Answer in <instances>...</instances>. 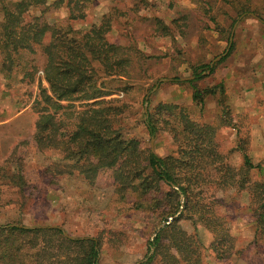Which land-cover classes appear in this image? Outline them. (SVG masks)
<instances>
[{"label":"trees","instance_id":"1","mask_svg":"<svg viewBox=\"0 0 264 264\" xmlns=\"http://www.w3.org/2000/svg\"><path fill=\"white\" fill-rule=\"evenodd\" d=\"M0 2L3 16L0 21V75L5 88L9 90L23 84L35 86L27 101L16 102L22 108L29 105L32 130L29 139L18 141L0 162V185L24 189L18 162L20 147L27 142L39 153H51L46 171L54 177L72 175L75 171L84 181L93 184L99 174L111 172L114 193L119 201L129 205V209L148 211L157 223L167 222L181 211L149 242V249L154 248V251L146 256L145 264L157 260L164 239L169 245L163 246L164 252L173 249L180 255L177 258L175 254H167L169 264L179 259L189 262L191 254L198 252L202 245L193 235H187L179 222L195 223V218L214 235L208 249L215 254L216 260H225L230 255L227 236L217 234L213 220L204 217L208 208L204 203L208 188L247 191L255 230H264V176L260 174L261 180L251 184L247 176L253 169L260 170L261 165L252 164L244 154L238 170L240 174H234L228 161L229 153L219 151L214 127L193 120L186 107L159 103L154 115L143 121L151 138L159 132L160 123L165 126L175 146L174 153L167 157L143 148L137 138L124 135L121 116L126 105L102 98L124 91L125 82L133 76L128 69L129 58L124 54L126 48L108 40L110 21L107 17L81 30L74 28L70 21L57 25L44 20L47 10L51 6L58 7L60 0L51 5H47L46 0ZM36 10L40 14L32 15ZM76 18L72 16L70 20ZM232 48L230 42V49L219 64ZM37 49L43 57L40 66L31 58ZM217 65L192 67V80L181 82L174 78L172 82L189 84L192 103L202 109L207 96L216 93L223 96L221 83L204 88L195 85L210 76ZM39 71L42 77H37ZM42 80L46 86L42 85ZM93 100L98 101L88 103ZM75 103L81 106L76 108ZM227 111L224 106L221 118L229 126ZM241 144L237 141L233 149L242 150ZM233 149L228 152H234ZM179 193L184 196L183 204ZM100 254L99 237L71 240L58 228L0 224V264H99ZM196 262L198 258L193 261Z\"/></svg>","mask_w":264,"mask_h":264},{"label":"rangeland","instance_id":"2","mask_svg":"<svg viewBox=\"0 0 264 264\" xmlns=\"http://www.w3.org/2000/svg\"><path fill=\"white\" fill-rule=\"evenodd\" d=\"M15 1L4 0L5 3ZM46 1L47 5H51L56 0ZM60 1L58 7L51 6L47 10L44 17L46 22L64 25L70 21L74 28L86 30L107 17L106 20L110 21L108 40L126 48L124 54L129 58L128 69L133 78L125 82L124 91H116L102 98L104 101L118 100L126 105L121 116L124 135L137 138L145 149L151 150L152 147V151L162 158L173 154L175 146L165 126L160 123L159 132L151 138L143 121L149 115H154V108L159 103L181 105L188 109L193 120L214 127L219 151L222 154L229 153L228 161L235 170L234 174H240L238 170L246 154L252 164L261 165L260 170L248 172L250 184L261 180L260 174L264 176V157L260 156L261 152L257 153L258 157H254L255 161L249 156L251 142L248 128L244 125L246 119L240 120V123L237 121L241 130L235 139L228 130L233 118L226 100L221 102V107L223 110L225 106L228 110L229 126L219 116L205 121L203 108L185 103L188 100L185 94L190 93L191 86L173 83L172 79L179 78L181 82L186 81L184 78L192 80V67L219 64L230 49V38L234 46V32L238 26L250 23V14L264 21V0ZM31 14L39 15L40 12L36 10ZM72 16H76V20H70ZM2 17L0 2V21ZM217 57L219 59L213 62ZM31 58L39 66L43 63L39 49ZM41 74L39 71L37 77H42ZM42 85L46 86L43 80ZM173 87L180 90L176 92ZM34 91L35 86L24 84L8 90L0 75V162L18 141H27L30 137L33 117L29 105L22 108L16 102L24 103ZM174 94L185 102H172ZM146 96L148 105L145 111ZM95 101L98 100L88 103L93 104ZM74 106L78 108L81 105L75 103ZM237 141L242 142V150L233 149ZM30 143L20 147L21 158L18 162L24 189L20 191L12 185H0V224L20 223L28 227L58 228L76 239L99 237V264H137L144 260L150 252L149 242L156 229L166 222L157 223L158 220L150 212L129 209V205L119 201L109 171L99 174L93 184L84 181L75 171L72 175L54 177L46 171L51 153H39ZM232 149L234 152H228ZM257 160L262 162L255 163ZM235 177L239 178L238 175ZM208 189L204 201L208 208L204 217L213 220L217 234L227 236L230 255L225 260H216L215 254L208 249L214 241L210 229L196 218L195 223L181 220L179 225L182 230L187 235H193L202 248L191 254L189 262L179 259L175 264H194L196 258L199 259L196 264H264V230H255V218L248 209V192ZM163 246H169L167 239L162 241L153 264H169L167 254H175L180 258L173 249L169 253L164 252Z\"/></svg>","mask_w":264,"mask_h":264},{"label":"crops","instance_id":"3","mask_svg":"<svg viewBox=\"0 0 264 264\" xmlns=\"http://www.w3.org/2000/svg\"><path fill=\"white\" fill-rule=\"evenodd\" d=\"M249 16L250 23L238 26L234 32V46L230 55L216 66L210 76L198 81L197 86L204 88L219 83L223 85L222 97L216 93L205 98L202 107L205 121L215 116L221 117V102L226 100L233 118V124L228 130L236 139L241 130L240 120L246 119L244 125L248 128L251 142L249 156L255 161L254 157L259 152L264 157V21L254 14ZM173 89L176 92L180 90L178 87ZM185 96L188 99L186 102L176 94L171 101L192 105V88ZM259 162L262 160L255 163Z\"/></svg>","mask_w":264,"mask_h":264},{"label":"water","instance_id":"4","mask_svg":"<svg viewBox=\"0 0 264 264\" xmlns=\"http://www.w3.org/2000/svg\"><path fill=\"white\" fill-rule=\"evenodd\" d=\"M230 42H231V38H230V41H229V47H230ZM227 52H228V50H227L225 53H227ZM218 59H219V57H217L216 59H214L213 62H215V61L218 60ZM211 65H212V64H211ZM188 79H191V78H188ZM188 79L186 78V79H184V80H188ZM162 81H166V80H162ZM156 87H157V86H156ZM156 87H155V88H156ZM147 100H148V96H146V98H145V104H144L145 111L147 110V105H148ZM151 141H153V140H151ZM151 146H152V145H151ZM151 151H152V147H151ZM152 152H153V151H152ZM171 186H172V188H173L174 190H178L177 187H176L175 185H171ZM179 196H180L181 204H183L184 196H183L181 193H179ZM179 214H180V211L177 212V214H176L174 217H170V218L168 219V222L163 223V224H161L160 226H158V228L156 229V231H155L154 235L152 236L151 240L154 239V237L156 236V234H157V233H158V232L164 227L165 224H168L170 221H172V219H174L175 217H177ZM63 235H64L65 237H67L68 239H71V240L76 239V238H74V237H70V236H68V235H67L66 233H64V232H63ZM153 251H154V248H150V252H149L148 256H151L152 253H153ZM146 260H147V258H145L144 260L138 262L137 264L145 263Z\"/></svg>","mask_w":264,"mask_h":264}]
</instances>
